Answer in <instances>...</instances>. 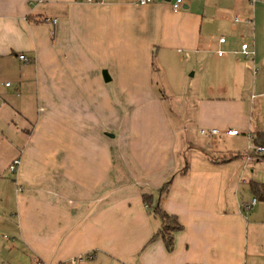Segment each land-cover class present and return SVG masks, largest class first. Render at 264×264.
<instances>
[{
    "label": "crops",
    "instance_id": "1",
    "mask_svg": "<svg viewBox=\"0 0 264 264\" xmlns=\"http://www.w3.org/2000/svg\"><path fill=\"white\" fill-rule=\"evenodd\" d=\"M173 1L0 0V264H264V0Z\"/></svg>",
    "mask_w": 264,
    "mask_h": 264
},
{
    "label": "trees",
    "instance_id": "2",
    "mask_svg": "<svg viewBox=\"0 0 264 264\" xmlns=\"http://www.w3.org/2000/svg\"><path fill=\"white\" fill-rule=\"evenodd\" d=\"M253 142L264 147V130L256 131L253 134ZM259 156L264 158V150L260 152ZM171 180H168L159 188V194L166 193ZM253 191L257 198L264 199V184L258 181L252 183ZM145 200L151 206L152 211L158 215L162 220V226L153 234L151 240L161 236L166 243L169 250L175 246V232L183 227L177 215L168 212L160 203V199L155 204H151L152 196L145 193Z\"/></svg>",
    "mask_w": 264,
    "mask_h": 264
},
{
    "label": "built area",
    "instance_id": "3",
    "mask_svg": "<svg viewBox=\"0 0 264 264\" xmlns=\"http://www.w3.org/2000/svg\"><path fill=\"white\" fill-rule=\"evenodd\" d=\"M141 3H148V2H150L151 0H139ZM183 1L184 0H174L173 2H172V8L174 9V10H179V9H181L182 8V6H183ZM47 19V18H46ZM235 19L237 20V19H239V17L238 16H235ZM53 20H55V19H53ZM226 40V36H224V35H222L221 37H220V42H223V41H225ZM242 51H243V53L246 55V56H250V55H252L253 53H254V49H252V48H250V45H249V43L248 42H243L242 43ZM223 52H224V49H218V53L219 54H223ZM18 56H19V58H22V59H25L26 58V56H25V54L24 53H19L18 54ZM9 82L7 81L6 82V84H8ZM201 131H202V133H207V134H211V135H215V134H219L220 133V129L218 128V127H211V128H202L201 129ZM226 132L227 133H230V134H237V133H239L240 131H239V129L238 128H229V129H227L226 130ZM250 147H252V149H254L257 153H260V152H262L263 150H264V147L263 146H261V145H257V144H255V143H252L251 145H250ZM18 163H19V158L18 157H16V158H14L10 163H9V165H8V168L10 169V170H15L16 168H17V165H18ZM258 201V199H257V197L256 196H254L249 202H247V203H245V208H250V207H252V205L253 204H255L256 202ZM6 236V235H5ZM95 256V254L93 253V252H88V253H86L85 255H79V256H77V257H73L70 261L72 262V263H78V262H80L82 259H84V258H92V257H94ZM32 264H67V262L66 261H59V262H44V261H41L40 259H38V258H35L34 260H33V263Z\"/></svg>",
    "mask_w": 264,
    "mask_h": 264
},
{
    "label": "rangeland",
    "instance_id": "4",
    "mask_svg": "<svg viewBox=\"0 0 264 264\" xmlns=\"http://www.w3.org/2000/svg\"><path fill=\"white\" fill-rule=\"evenodd\" d=\"M217 32V35H219L220 33H221V31L220 30H217L216 31ZM179 54H182V53H179ZM157 62H158V60H157ZM195 70V68L194 67H191L186 73L187 74H192V72ZM199 70V69H198ZM198 72H200V71H198ZM9 80V81H11V77L8 75L7 77H5L4 78V80ZM188 79V78H187ZM190 80L189 81H191L192 80V82L193 81H195V79H196V81L198 80V78L197 77H190L189 78ZM13 82V81H12ZM200 82H202V81H200ZM200 82H197V85H200V84H202V83H200ZM207 83H209L208 81H207ZM206 83V84H207ZM160 88H161V90L166 94V99H170V97H171V93L174 91V92H182V93H188L189 95L191 94V93H194L195 91H194V85H192V83L191 82H187L186 81V83H185V85H184V81L182 80V79H180L179 81H178V83L177 84H173V86H169V85H160ZM204 92V91H203ZM196 95L197 94H194V96L193 97H196ZM166 105L167 106H169V104H170V102H167V100H166ZM191 134H192V137L193 138H195L197 141H202L203 140V138H205V137H207L208 136V134L207 133H201L200 132V129L199 128H194V129H192L191 130ZM9 169V168H8ZM9 171H10V169H9ZM8 171V172H9ZM256 176L258 177V178H264V158H262V160L260 161V162H257V169H256ZM8 174V176H9V178H11V173L9 172V173H7ZM252 195H251V197H250V199L249 200H251L252 199ZM258 199V201L255 203V204H253V207L254 208H259V207H263V203L262 202H264V201H262V199H259V198H257ZM0 232H1V234H4V235H10V233L8 232V231H6V230H4L3 228H0ZM5 236V237H6ZM8 237V236H7Z\"/></svg>",
    "mask_w": 264,
    "mask_h": 264
},
{
    "label": "water",
    "instance_id": "5",
    "mask_svg": "<svg viewBox=\"0 0 264 264\" xmlns=\"http://www.w3.org/2000/svg\"><path fill=\"white\" fill-rule=\"evenodd\" d=\"M107 72H105V74H106Z\"/></svg>",
    "mask_w": 264,
    "mask_h": 264
}]
</instances>
